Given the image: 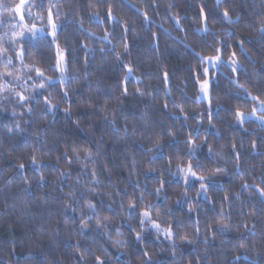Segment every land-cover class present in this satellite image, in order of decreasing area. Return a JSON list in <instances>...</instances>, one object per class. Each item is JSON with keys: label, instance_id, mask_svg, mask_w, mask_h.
Listing matches in <instances>:
<instances>
[{"label": "trees", "instance_id": "obj_1", "mask_svg": "<svg viewBox=\"0 0 264 264\" xmlns=\"http://www.w3.org/2000/svg\"><path fill=\"white\" fill-rule=\"evenodd\" d=\"M26 1L23 11L32 9L31 24L43 30L34 44L13 43L18 19L9 9L20 0H0V57L12 59L0 64V85L7 88L0 89V264H97V258L102 264H264V198L256 191L264 187V128L235 121L237 110L253 109L251 97L264 100V0H221L219 6L215 0ZM50 12L58 26L55 42L48 35ZM21 43L23 63L16 58ZM57 44L66 52L63 72L55 69ZM233 53L239 69L211 68L210 100L197 99V81L207 77L201 57L220 55L228 63ZM33 65L54 78L46 87L52 103L60 102L55 112L44 106ZM16 92L35 98L21 106ZM189 139L198 146L191 161ZM74 143L80 146L75 153ZM84 148L91 159H83ZM196 161L202 165L197 174L210 184L207 199L197 197L198 183L185 197L183 180L169 173L170 166L175 172L177 163ZM161 180L168 199L157 201L163 207L150 214L161 229L172 226L174 240L145 224L137 241L139 212L156 201ZM221 223L229 230L220 231Z\"/></svg>", "mask_w": 264, "mask_h": 264}, {"label": "snow or ice", "instance_id": "obj_2", "mask_svg": "<svg viewBox=\"0 0 264 264\" xmlns=\"http://www.w3.org/2000/svg\"><path fill=\"white\" fill-rule=\"evenodd\" d=\"M221 3V0H217V5L219 6ZM25 4V0H20V3L15 5V7L13 9H9V11H14L17 14L21 13L22 7ZM5 6L3 4H0V8H4ZM224 19L228 22V23H232V19L229 16V13L227 11L224 12ZM201 16L204 17L205 16V10L202 8L201 9ZM21 19H23V17L21 16ZM107 19L108 20H112L114 19L113 14H112V7L111 5L108 8V14H107ZM148 17L145 16V20L147 21ZM49 24L51 26V32L48 33V35L53 37V42H55L56 40V36H57V25L52 21V16H51V12L49 13ZM25 31H27L28 33H30V41L34 44L36 39H37V33L40 31L39 29H36L35 26H33L31 29H25ZM25 31H21L19 33H14L15 36H17L21 41L24 39L25 37ZM259 32L262 36H264V25L261 26V28L259 29ZM104 39H108V33H105ZM241 47H243V45H241ZM24 46L23 43H21V50L18 51L16 53V58L18 60L21 61V63H23V59L25 56V52L23 50ZM124 48L125 51L128 50V44L125 43L124 44ZM217 53L222 52L221 48H217L215 50ZM117 57L119 58V54H117ZM201 61L202 63L205 64H210L212 66V68H216L219 69V67L222 66V61H221V57L220 55H214V56H209L207 58L201 57ZM2 63L5 64V66L11 65L12 64V59L9 58L7 61H0ZM230 64L233 66V72L237 71V68L235 67V65L237 64V61L235 59V53L232 54V57H230ZM67 65V60H66V52L64 50H62L60 48V46L57 44L56 45V61H55V69L57 71L63 72L66 68ZM27 67V66H26ZM30 70H34L35 74L37 77L42 78L39 82V90H40V95L44 96V106L46 108V110L48 112H55L56 110L59 109V101H57L56 103H52L51 100V92H47V87L46 85H53L54 84V78L51 77H47L45 76V72L44 70H42L40 67L33 65V68ZM196 74H199L200 69H196ZM132 73V69L129 68L127 73H125V79L127 80ZM203 73L204 76H209L210 73V69L208 67H204L203 68ZM12 73L11 72H6L3 74V76H11ZM2 78V77H0ZM17 80L20 79L19 76L16 77ZM74 79V78H73ZM64 80L65 78L63 76L60 77V82L63 85L64 84ZM168 82V75L167 73H165V83ZM197 83L199 84V89L200 92L203 94V96L208 99L210 98L209 96V84L210 81L208 79H204L202 81H197ZM242 87V86H241ZM3 88V85H0V89ZM61 91L63 92V96L64 97H68L69 93L67 91H65L63 88L61 89ZM137 91L139 92V89H137ZM47 92V95H44V93ZM123 95H127V89L125 88L123 93ZM15 96L18 97V102L21 104V106L24 105L26 100H31L34 99L35 97H26L24 94H22L21 92H16ZM253 100L257 101L258 104L260 105L259 111L261 113H264V100L259 99L258 97H251ZM199 99V97L197 98ZM37 103H39V100L37 99ZM165 107H167V105H165ZM28 111H31V108L28 109ZM256 108H253L251 116L250 117H246L245 114L242 111L237 110L235 112V121L237 124L243 125V122L245 121V119H249L251 117H254L256 115ZM65 112V116H70L71 112L70 109H64ZM13 115H15V113L13 112ZM188 117H185V120H187ZM211 119L212 116L211 114H209V122L211 123ZM262 123H264V119H262ZM17 127H19V124L16 125ZM9 132H11V128H9ZM199 133H195V135H198ZM188 144L190 145V147L188 148V151L186 153L188 159L191 161L193 160V158L196 155V151H197V145H195L193 143L192 139L188 140ZM235 145H233V150L235 151ZM253 148H255V144H253ZM73 153L77 152L78 150H80V146L76 145L75 143L73 144ZM83 151L85 152V155L83 157L84 160H89L92 158V152L90 150H88L87 148H84ZM149 151H153L152 149H149ZM208 153L211 156L213 154V149L211 147H209L208 149ZM160 154V145L159 143H157L156 145V155ZM65 156H67V153H65ZM75 159L77 161L81 160V157L79 155H76ZM237 159H239V157H237ZM71 162V161H69ZM32 167L34 169L35 172L39 173L41 171V165L40 163L37 162V159L35 156L32 157V161H31ZM202 168V165L199 161H196L195 165H193L192 163H189L187 165V167H183L181 166V164L177 163L176 165V170L175 172L172 171L171 166L169 167V173L171 176H178L179 179L183 180L184 186H185V191H184V196L186 197L188 194V186L192 185V187H195V184L198 183L199 184V188L197 190V197L203 195L205 197V199L208 198V191H209V181L208 178H206L204 175H198L197 172L198 170H200ZM19 169L21 171L25 170V165L24 164H20L19 165ZM154 169H151L150 172L154 173ZM217 172H222L223 169L217 168L216 169ZM64 173H61V176L63 177ZM93 178H94V182H95V173H93ZM44 176L41 175L40 180L41 183L44 182ZM27 182V181H26ZM244 188H248L249 185L244 184L243 185ZM165 188V183L163 180L160 181L159 187H157L155 189V196H156V201H153L152 203H149L148 205L145 206V209L139 212V224H140V231L136 233L135 235V239L137 241H142L143 240V232L146 230L144 228V225L147 224L148 226H150L151 229H154L155 232L158 235H163L166 238H168L169 240H174L175 237V233L173 231L172 226L166 227L161 229V225L160 223L156 222L155 220L152 219L151 216V212L154 209H160L163 207V205L161 203H158L157 201H166L168 199V197L166 195H162V190ZM256 191L259 193V196L261 198H264V187H257ZM144 199L143 196L140 197V200L142 201ZM228 197L225 196V200H227ZM180 201L178 200L177 203H179ZM87 207L89 208V210L93 213H95L96 211V206L94 204H92L91 202L87 203ZM123 208V206H122ZM129 208V215L130 216H134L136 214V205L132 202L129 203L128 205ZM191 204L189 206V211H191ZM167 212H171V209H167ZM221 218H223L224 214L223 212L220 213ZM92 217L90 216L89 219H91ZM96 222H97V227H101V221L99 219V217L97 216L96 218ZM218 223H220V221H218ZM81 230H87L88 229V224L86 221L81 220V224H80ZM230 226L226 223H221L220 224V231H226L229 230ZM118 231V230H117ZM197 235H199V228L196 229ZM182 241H186L188 243H192V240L188 239L186 236H181L179 237ZM119 243V242H117ZM205 243H207V240H205ZM241 247H244L243 243L241 244ZM144 257H148L149 253L147 251H145L143 253ZM97 264H102V262L99 261V258H97ZM144 264H151L150 259L145 261Z\"/></svg>", "mask_w": 264, "mask_h": 264}, {"label": "rangeland", "instance_id": "obj_3", "mask_svg": "<svg viewBox=\"0 0 264 264\" xmlns=\"http://www.w3.org/2000/svg\"><path fill=\"white\" fill-rule=\"evenodd\" d=\"M217 2V0H215ZM27 4V1L25 0V4L23 5L22 7V10H21V13L20 14H17V19H18V22L16 23V27H13L14 29V33H19L21 31H25V29H31L33 27V25L31 24L34 20V17H36L34 15V13L30 14L32 12V9L28 10L26 13L23 11L24 10V6H26ZM21 16L23 17V19H21ZM26 16L28 17V22L26 21ZM36 29H39L40 31L37 33L38 34H43V30H42V27L39 25H34ZM14 39H13V43H15L17 40H20L17 36H13ZM24 39H30V33H28L27 31H25V37ZM0 61H4L2 60V57H0ZM222 61V60H221ZM0 64H2L1 66L4 65V63L0 62ZM222 64H225L226 66H228L229 68H231V70H233V66L230 64V61L228 63H224L222 61ZM206 67H208L209 69L212 68V66L210 64H205ZM235 67L237 68V70L239 69V65L236 64ZM216 69V68H214ZM5 73V72H4ZM3 73V74H4ZM206 79H209V76L206 77ZM210 86V84H209ZM20 88L23 90V91H26V87L24 84H20ZM6 91L7 88H6V85L3 87L2 91ZM199 100H202V101H206V102H209L210 98L206 99L203 94L200 92V95H199ZM253 108H256L257 111H256V115L254 117H251L249 119H245V122H254L256 123L257 125L261 126L264 128V123H262V119H264V113H261L259 111V108H260V105L258 104V102L255 103L254 107ZM253 110V109H252ZM252 110L250 112H243L245 114L246 117H250L251 116V113H252Z\"/></svg>", "mask_w": 264, "mask_h": 264}]
</instances>
